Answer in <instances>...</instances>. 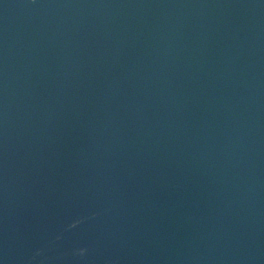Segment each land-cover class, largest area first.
Here are the masks:
<instances>
[{
  "label": "water",
  "instance_id": "obj_1",
  "mask_svg": "<svg viewBox=\"0 0 264 264\" xmlns=\"http://www.w3.org/2000/svg\"><path fill=\"white\" fill-rule=\"evenodd\" d=\"M0 264H264V0H0Z\"/></svg>",
  "mask_w": 264,
  "mask_h": 264
}]
</instances>
